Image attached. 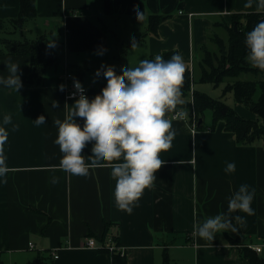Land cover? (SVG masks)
<instances>
[{
    "label": "crops",
    "instance_id": "0c3cea01",
    "mask_svg": "<svg viewBox=\"0 0 264 264\" xmlns=\"http://www.w3.org/2000/svg\"><path fill=\"white\" fill-rule=\"evenodd\" d=\"M243 5L244 0H35V15L15 27L11 19L19 15L20 0H0V33L18 31L23 40L9 38L18 42L42 39L57 60L33 83L31 57L2 51L0 38V73L6 74L3 61L11 59L19 64L22 80L18 91L0 88V126L8 133L0 148L9 167L0 181L4 264H28L54 251L58 257H51L50 264H113L110 252L97 249L110 237L123 248L128 264H164L165 255L174 264H249L240 249L250 245L261 247L258 254L264 257V142L240 144L223 121L213 125L212 116L206 120L203 115L199 124L191 105L201 47L215 48L209 40L213 30H221L223 34H217L226 38L223 25L230 26L233 15L257 12L255 5ZM137 9L144 11L141 21ZM153 14L169 16L154 34L147 33ZM141 35L132 49L130 41ZM169 49L182 55L193 86L175 107L185 118L167 114L177 134L172 146L161 152L166 162L155 173V186L145 190L128 214L116 207L110 167L89 169L87 180L50 167L63 155L52 142L58 133L53 121L63 120L76 100L66 98L65 73L74 74L94 101L106 90V84L95 80L101 68L115 70L121 78L119 73L129 65ZM101 51L106 53L103 58ZM4 114L11 116L10 123L2 124ZM41 114L45 124H35ZM83 158L91 159L90 147ZM230 161L236 169L229 174L224 169ZM52 175L60 177L59 183H49ZM241 183L253 191L254 213H239L246 218L237 223V231L202 240L193 225L227 212V198ZM225 234L236 236L235 244ZM90 237L96 248L83 246Z\"/></svg>",
    "mask_w": 264,
    "mask_h": 264
},
{
    "label": "clouds",
    "instance_id": "9594fccd",
    "mask_svg": "<svg viewBox=\"0 0 264 264\" xmlns=\"http://www.w3.org/2000/svg\"><path fill=\"white\" fill-rule=\"evenodd\" d=\"M264 13V0H244V8ZM139 21L144 11L135 10ZM247 49L245 59L249 65L264 72V18L245 33ZM135 40L131 47H137ZM101 58L106 53L99 52ZM6 74L0 73V88L18 91L22 87L19 64L11 59L3 61ZM185 61L180 53L173 52L169 59L160 54L154 58L140 59L136 66H128L119 73L101 68L96 75L97 83L106 84L100 98L89 101L82 83L74 79L73 84L79 98L63 120L53 121L58 126L56 138L63 154L59 164L51 165L63 170L78 180L90 177L89 169L110 167L115 178L113 196L116 207L131 214L138 206L146 189L155 186V173L166 162L161 152L167 151L176 136V129L168 118L176 105L182 103L181 85L184 79ZM64 85H61L63 89ZM74 95V93H73ZM181 118L184 112L177 113ZM11 122L4 114L2 124ZM35 124H45V116L39 115ZM81 124L83 125L81 127ZM7 131L0 126V144L7 138ZM91 148V159L85 160L86 149ZM7 157L0 148V181L6 179L9 167ZM234 161L226 163L224 171L233 173ZM60 177L52 175L49 183H59ZM253 191L241 183L229 196L227 212L208 216L194 225V232L204 241H213L220 233L237 231V223H243L244 213L252 215ZM235 213L234 215H229Z\"/></svg>",
    "mask_w": 264,
    "mask_h": 264
},
{
    "label": "trees",
    "instance_id": "16d2710c",
    "mask_svg": "<svg viewBox=\"0 0 264 264\" xmlns=\"http://www.w3.org/2000/svg\"><path fill=\"white\" fill-rule=\"evenodd\" d=\"M20 3L18 17L14 20L11 19V23L15 27L21 26L22 22L35 15V0H20ZM168 17L159 14L150 16L147 33H157L159 30L158 26L167 20ZM262 18H264L263 14L258 12L233 15L232 24L230 26L227 24L223 25L227 29V43L217 33H212L209 40L215 44V48L210 49L207 45L201 47V58L199 60L201 71L197 79V82L211 83L213 85L225 82L227 86L224 89V94L228 93V91L232 92L236 102L241 105L244 104L256 118L243 117L233 107L225 104L223 100L213 99L201 91L193 90L191 98V105L194 108L193 114L198 121L203 117L205 110H210L213 117V125L219 121H223L224 128L228 132L234 133L236 141L240 144L253 143L259 139L264 142V78H257L260 74H264V72L251 67L246 61L247 49L244 44L245 33ZM0 23L2 22L0 21ZM234 25L237 27L236 30ZM143 35L132 39L130 42L139 40ZM3 41L5 50L2 51H6L7 54H28L31 57L34 68L33 83H36L35 79L45 67L53 65L57 61L54 52L49 50V47L42 39L18 42L8 38ZM173 52L178 53L175 49H169L160 53V55L164 59H169ZM154 56L151 58H154ZM242 72L250 73L256 79L243 81L238 79ZM193 81L192 71L189 68H185L184 79L181 85L183 98L188 96L193 86ZM258 88L260 89V93L258 99L255 100L253 97ZM225 238L230 244H235L237 241L236 236L225 234ZM103 251L109 252L105 249ZM240 251L242 257L248 260L249 264H264V257H260L252 247L244 246ZM110 254L113 264H128L121 250L110 252ZM51 257L47 253L39 254L38 257L28 264H50ZM163 261L164 264H174L168 260L166 255ZM0 264H4L1 257Z\"/></svg>",
    "mask_w": 264,
    "mask_h": 264
},
{
    "label": "rangeland",
    "instance_id": "374dc122",
    "mask_svg": "<svg viewBox=\"0 0 264 264\" xmlns=\"http://www.w3.org/2000/svg\"><path fill=\"white\" fill-rule=\"evenodd\" d=\"M213 32H215V33L218 32V34H220V35L223 34L221 30H213L212 33ZM227 36H228V34L226 35V38L222 37V39H224V41L226 43L228 41L227 40ZM0 38H4V39L15 38V39L23 40L24 36H22L20 32L16 31L15 34L11 33V32L8 33V34L0 33ZM0 48H2L1 44H0ZM195 71H196V74H195L196 81H195L194 85H196V90L197 91H201V92L205 93L206 95L210 96L213 99H221V100H223L225 102V104H227L228 106L230 105L231 107H233L237 111V113H239L243 117H247V118L249 117V118H252V119L256 118V116L253 113H251L244 106V104L241 105V104H239V103H237L235 101V99L233 98V93L232 92L228 91V93L224 94V89L227 86V84L225 82L220 83L219 85H213L211 83H205V82H197V77L199 75V71L200 70H198V68H196ZM257 78H259V79L264 78V74H260ZM238 79L243 81V80H250V79H256V78L250 73L242 72V74L238 77ZM259 93H260V89L258 88L256 94L253 97L255 100L258 99ZM211 116H212V114H211L210 110H205L204 111V118H206V120L207 119H211Z\"/></svg>",
    "mask_w": 264,
    "mask_h": 264
},
{
    "label": "built area",
    "instance_id": "2783aa9c",
    "mask_svg": "<svg viewBox=\"0 0 264 264\" xmlns=\"http://www.w3.org/2000/svg\"><path fill=\"white\" fill-rule=\"evenodd\" d=\"M65 77H66V80H67V86H66V89H67V93H66V98H75V99H78L79 98V93L76 92L75 88H74V84H73V80L76 79L75 75L72 74L71 72H67L65 73ZM83 85V84H82ZM83 88L85 90V94L87 96V98L89 97V89L86 88L85 85H83ZM74 93V95H73ZM182 111L181 109H174L172 112H171V115L173 116V118H181L179 115H177L178 112ZM183 118H185V115L183 116ZM84 247H91V248H96V242H95V239L93 238H87V240L84 242L83 244ZM250 247H252L257 253L261 252V247H253L250 245ZM97 249L99 250H108L109 252H117V251H120L121 250V253H123V248H121L119 245L117 246V244H115L114 242V238L113 237H110V239L103 243L101 246L97 247ZM52 257L53 258H57L58 255H57V252L54 251L52 253Z\"/></svg>",
    "mask_w": 264,
    "mask_h": 264
},
{
    "label": "water",
    "instance_id": "95a60500",
    "mask_svg": "<svg viewBox=\"0 0 264 264\" xmlns=\"http://www.w3.org/2000/svg\"><path fill=\"white\" fill-rule=\"evenodd\" d=\"M235 26V25H234ZM237 29V27L235 26V30ZM200 122H201V119H200V121H199V124H200Z\"/></svg>",
    "mask_w": 264,
    "mask_h": 264
}]
</instances>
